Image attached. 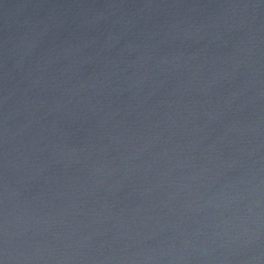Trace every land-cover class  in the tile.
Returning a JSON list of instances; mask_svg holds the SVG:
<instances>
[{"label": "water", "instance_id": "water-1", "mask_svg": "<svg viewBox=\"0 0 264 264\" xmlns=\"http://www.w3.org/2000/svg\"><path fill=\"white\" fill-rule=\"evenodd\" d=\"M0 264H264V0H0Z\"/></svg>", "mask_w": 264, "mask_h": 264}]
</instances>
